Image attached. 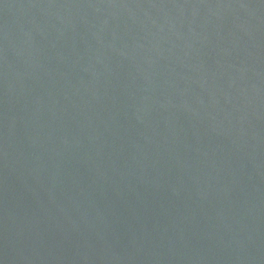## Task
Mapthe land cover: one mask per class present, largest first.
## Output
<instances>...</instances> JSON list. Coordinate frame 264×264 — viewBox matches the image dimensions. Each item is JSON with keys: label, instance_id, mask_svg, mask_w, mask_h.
Returning <instances> with one entry per match:
<instances>
[{"label": "water", "instance_id": "1", "mask_svg": "<svg viewBox=\"0 0 264 264\" xmlns=\"http://www.w3.org/2000/svg\"><path fill=\"white\" fill-rule=\"evenodd\" d=\"M0 264H264V0H0Z\"/></svg>", "mask_w": 264, "mask_h": 264}]
</instances>
